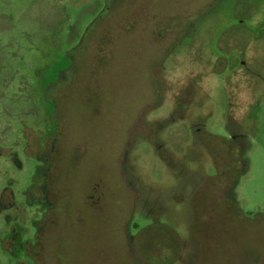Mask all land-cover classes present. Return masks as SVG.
I'll list each match as a JSON object with an SVG mask.
<instances>
[{
	"label": "rangeland",
	"instance_id": "rangeland-1",
	"mask_svg": "<svg viewBox=\"0 0 264 264\" xmlns=\"http://www.w3.org/2000/svg\"><path fill=\"white\" fill-rule=\"evenodd\" d=\"M111 4L0 0V264H264V0Z\"/></svg>",
	"mask_w": 264,
	"mask_h": 264
},
{
	"label": "flooded vegetation",
	"instance_id": "flooded-vegetation-1",
	"mask_svg": "<svg viewBox=\"0 0 264 264\" xmlns=\"http://www.w3.org/2000/svg\"><path fill=\"white\" fill-rule=\"evenodd\" d=\"M69 54H70L69 55V57H70L72 53H69ZM46 90H47V88H46ZM235 137H236L235 134H231V138H229V139L233 140V139H235ZM49 211H51V210H49ZM45 216H46V218H44ZM48 217L50 219L51 218V214H46V212H45L43 214V217L41 218V222L43 224H41V226L36 227V230H35L34 236H33V240H31V242H29L24 248V252H25L24 256H26V255L30 256V258L32 260H34V261H41V258H42V254H43V250H44L43 241L45 239L46 234L48 233V226L50 224ZM14 231L15 230H12L9 235L2 236L1 241L3 242L4 245L8 241L14 242V239L17 238V235H16V233ZM17 247L19 248V246H17ZM22 263H24V262H22Z\"/></svg>",
	"mask_w": 264,
	"mask_h": 264
},
{
	"label": "trees",
	"instance_id": "trees-1",
	"mask_svg": "<svg viewBox=\"0 0 264 264\" xmlns=\"http://www.w3.org/2000/svg\"><path fill=\"white\" fill-rule=\"evenodd\" d=\"M114 1H115L116 3H119L121 0H112V4H111V6H110L111 8H112V6H113V3H115ZM110 7H109V8H110ZM111 8H110V9H111Z\"/></svg>",
	"mask_w": 264,
	"mask_h": 264
}]
</instances>
